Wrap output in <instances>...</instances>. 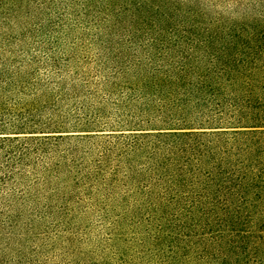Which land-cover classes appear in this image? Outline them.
<instances>
[{
    "label": "rangeland",
    "instance_id": "rangeland-1",
    "mask_svg": "<svg viewBox=\"0 0 264 264\" xmlns=\"http://www.w3.org/2000/svg\"><path fill=\"white\" fill-rule=\"evenodd\" d=\"M2 63L8 120L64 139L4 149L0 264H264L232 136L179 185L121 135L264 121V0H0Z\"/></svg>",
    "mask_w": 264,
    "mask_h": 264
},
{
    "label": "trees",
    "instance_id": "trees-1",
    "mask_svg": "<svg viewBox=\"0 0 264 264\" xmlns=\"http://www.w3.org/2000/svg\"><path fill=\"white\" fill-rule=\"evenodd\" d=\"M5 63L0 64V78L4 75L3 68ZM9 75V73H8ZM12 78L15 75H11ZM7 113L6 110L3 108L0 102V173H4V163H9L13 165L12 156L7 150L10 147L14 146L15 144L24 145H31L30 142L39 141V140H53V139H64L62 135L58 136H51L53 132H33L27 131L18 127L15 124H12L11 121L8 120L6 117ZM250 116V117H246ZM253 115L245 114L239 119H234L233 122L227 123L228 126H223L222 124L218 125H188L185 127L179 128H150L148 129H135L131 131H153V133H135V134H121L127 135L126 138H132L133 143L135 145L138 143L137 140L139 139H148L152 145H155L156 150L159 151L160 149H169L172 151H185L181 152L184 155L172 152V154L165 153L162 155L164 157V161L162 162L164 171L167 172H174L171 175V179L175 181L174 177L179 178L180 183L179 185L184 184L185 182L188 184V180L190 178H194L199 176L200 172H194L196 167L201 166L204 162V158H208V153H211L218 149L215 145L216 143L218 146L221 144L223 145L224 140H218V142L213 143L211 141H202V137H215L220 139L219 137L222 136H232L234 139L235 147H243L240 150V154L243 156V160L238 165H231V160L225 157L221 159L222 162H219L221 166H230L233 168L232 172L229 174L230 177L233 179L232 181L238 182L235 185L237 190L236 195L238 199L240 198L242 202L246 203V205L251 204L253 201L258 202L260 204L264 203V121L259 120L252 117ZM237 117V116H234ZM245 117V118H244ZM246 120H249L248 122ZM123 131V130H119ZM38 134H47L45 136H36ZM20 135H32V136H24L20 137ZM69 136V135H67ZM137 139V140H136ZM199 143L202 144L200 156L195 159L192 156H186L191 150V143ZM225 145H228L226 143ZM138 146H145V144L140 143ZM208 146V147H206ZM28 147V146H27ZM187 147H190L187 148ZM206 147V148H205ZM199 150H196V152ZM6 154L10 155L9 159H6ZM204 157V158H203ZM222 158V157H221ZM194 161H198L197 163H193ZM210 161V160H209ZM207 162V161H206ZM214 157H211V164L212 166H218V163H214ZM23 163H25L23 161ZM3 168V169H2ZM15 174V172L11 173ZM235 174L236 176H234ZM251 198L250 202L246 200Z\"/></svg>",
    "mask_w": 264,
    "mask_h": 264
}]
</instances>
